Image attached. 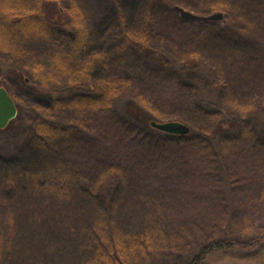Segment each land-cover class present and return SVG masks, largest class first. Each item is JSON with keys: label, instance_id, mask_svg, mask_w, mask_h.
Instances as JSON below:
<instances>
[{"label": "rangeland", "instance_id": "374dc122", "mask_svg": "<svg viewBox=\"0 0 264 264\" xmlns=\"http://www.w3.org/2000/svg\"><path fill=\"white\" fill-rule=\"evenodd\" d=\"M42 1L0 0V87L17 109L0 129V157L11 160L14 175L45 166L61 176L50 171L42 188L53 192L46 219L39 213L19 218V250L4 264H169L226 232L247 238L264 230V0H72L79 13L74 29L43 27L39 5L55 0ZM172 5L198 21L186 22ZM215 12L222 19L202 23ZM87 83L95 91L79 86ZM101 92L108 94L102 103L89 102ZM207 95L211 103L201 104ZM128 102L138 104L143 118L154 112L158 122L178 121L191 132L166 137L164 147L148 155L129 141L135 151L126 152L119 137L129 140L141 124L125 115ZM224 116L237 128L221 138V162L197 134L212 132ZM41 118L78 136L53 139L57 148L51 149L31 135ZM27 126L33 148L15 158ZM193 138L190 157L166 150ZM102 142L113 157L110 168L98 162ZM6 167L0 164V188ZM71 174L78 184L69 181ZM109 178L122 182L108 201L120 243L119 260L112 262L96 258L101 222L92 209L98 200L73 191L87 183L98 196ZM59 201L65 209L57 215Z\"/></svg>", "mask_w": 264, "mask_h": 264}, {"label": "trees", "instance_id": "16d2710c", "mask_svg": "<svg viewBox=\"0 0 264 264\" xmlns=\"http://www.w3.org/2000/svg\"><path fill=\"white\" fill-rule=\"evenodd\" d=\"M44 1L45 0H43L42 2ZM59 3L60 1L55 0L52 1L51 4L45 3V6H43V3L39 5V15L41 16L39 21L41 25L46 28L63 26L64 28L74 29L75 24L79 19L78 9L75 7L74 2L72 0H66V2H64L65 5H61ZM49 5L53 8L52 13L47 12L48 8H50ZM175 7L176 6L174 5L171 6L172 10L176 12ZM24 19L25 18L23 17L18 18L17 21H24ZM195 21L198 20H188L186 22L193 23ZM202 23L212 24L213 21H208L202 18ZM226 29L227 28H223L222 32L226 31ZM223 35L227 36V31L226 34L224 32ZM134 43L138 44L136 42ZM183 66L184 68H188L190 66V62H186ZM209 82L210 80H208V83ZM79 86H82L81 88L86 87L88 88V90L95 91L91 83H87L85 85L79 84ZM107 96L108 94L101 92L99 94V98L89 102L92 104L102 103L100 101L105 100ZM209 98L210 97H208V95L205 96L204 98L200 99V103L208 104L210 102ZM108 99L109 97L107 98V100ZM125 106L126 107L124 108V110L126 116H131L139 121L141 120V124L136 131L137 133L130 137L129 140H127L128 138H124V136H121L118 139L119 143H125L126 152L131 153L135 151V147L128 149L130 148L127 146L129 144V141L135 140L137 141V143L139 142L141 144L140 150L136 149L135 152L140 155H148V150H156L158 152V148H163L164 144L162 145V141H165L163 139H166V137H181L177 134H170L156 129L153 123H157L159 120H157L154 112H151L150 115H146V117L143 118L142 112L144 111L138 106L137 103L128 102ZM261 117L262 118L260 120V125L264 128V113L261 114ZM13 120H11L9 123H11ZM5 127H7V125ZM31 127L33 130L31 135L35 138L41 139L45 143H50L51 149L57 148V144H52L53 139L57 141L65 140L66 138H68V134L73 135L74 139H76V136H78L77 133L69 131L68 128H63L62 126L60 127L43 118L38 120ZM29 128L30 127L27 126L26 130H23V128L21 129V131L23 130L25 133L18 143L16 155L14 156L15 158L22 159L25 154L30 151L29 149L33 148L31 146L32 144L29 142V137L31 136L29 135ZM236 128L237 124L235 119L230 118V116H224L217 121L212 132L198 133L197 137L200 139L201 144L204 142L203 144H205L207 147H210L212 149V153L216 155L221 162H223V153L220 143L221 138L225 133L235 131ZM185 136L188 137V135ZM78 140L81 139L79 138ZM193 140L194 138L187 141V145L184 148L169 147L166 150L172 155H176L181 151V154L190 157L194 150V146H192L191 144L195 143ZM87 142L88 141H85L83 143L87 144ZM102 143L103 144L99 146V149L101 150V158L98 162L102 163V165L106 164V167L110 168L113 165V157L111 156V154H109V148L105 146L104 142ZM46 146L49 147V145ZM46 146L41 149L46 148ZM125 149L123 152H125ZM62 155L64 156V158H66L65 154ZM172 158L174 157L172 156ZM52 159L56 161L53 155ZM186 161L188 162V160ZM3 163H6L7 165L5 169V171H7V174L4 173V175L1 177L3 183L0 188V264H4L6 258L10 253H16L19 250L16 249L17 246H15V243L17 242L16 239L18 229H20L19 218H23L22 215L24 213H26L27 215L29 214L30 216L39 213L40 218L46 219L47 216L44 211H46L47 213L51 212V208L53 206V203L49 202L47 198V196H50L51 194H53V192L49 193L50 190L42 189L45 188V186L47 187V182L49 180L48 176L51 171L50 169L45 166H41L37 167L38 169L33 170L31 174L28 172H18L16 175H14L12 172L10 173V170L8 168L11 164V160L8 159V157L4 159L0 157V164ZM59 163L62 164V162ZM58 172L51 171V175L60 177L61 175L58 174ZM109 179L110 180L106 179L105 181H101L103 185H101V187L103 188L99 192L98 196H96V194L90 189V186L86 187L88 186L87 183L85 184L86 186H80V184L79 188H75L73 191L79 194H86L89 198H95L98 200L97 205L92 209L95 212L96 219L101 222V224L98 225V228H100V237H96V258H98V260L99 257L100 260H104L106 258L108 260H111L112 262L119 260L117 258V254L120 250V243L113 236L114 234L112 226L110 224L112 208H109V206H111V203L115 199L114 197L116 196V194L120 192L122 182L119 180L115 181L113 178ZM75 180H77V176H75V174L69 177V181L72 184L76 185V183L78 184V181L75 182ZM63 189L65 188L63 187ZM69 192L71 193L72 191ZM32 196L36 199L35 203H25L24 200L27 198L29 199ZM109 200H112L111 203H108ZM22 201L24 202V204L21 203ZM17 203H19V208H16ZM58 205L59 206H57L56 209L58 212L57 215L61 214V212H64L63 210L65 209L61 201L58 202ZM40 206L43 209L42 212L39 210ZM75 217L76 216L74 215V217L71 218V222H75ZM89 219L91 220V216L85 218V221H89ZM24 223L26 226L31 224V221L28 219H24ZM92 234L94 235L95 233ZM85 255L87 254L85 253ZM87 262H89V260L84 261L85 264H87ZM227 262L264 264V230L247 238L232 236L228 232H226L223 237L210 240L201 245L198 250L188 259L181 262L172 261L169 264H227Z\"/></svg>", "mask_w": 264, "mask_h": 264}, {"label": "water", "instance_id": "95a60500", "mask_svg": "<svg viewBox=\"0 0 264 264\" xmlns=\"http://www.w3.org/2000/svg\"><path fill=\"white\" fill-rule=\"evenodd\" d=\"M179 15L186 20H195L199 16L189 12L181 7H175ZM221 12H215L211 15L202 17L205 20H218L222 19ZM17 115L16 105L4 87H0V129L4 128L11 120ZM154 127L160 131L177 134L180 136L186 135L189 132V127L184 123L178 121H167L153 123Z\"/></svg>", "mask_w": 264, "mask_h": 264}]
</instances>
